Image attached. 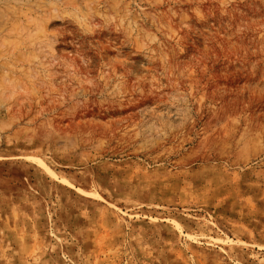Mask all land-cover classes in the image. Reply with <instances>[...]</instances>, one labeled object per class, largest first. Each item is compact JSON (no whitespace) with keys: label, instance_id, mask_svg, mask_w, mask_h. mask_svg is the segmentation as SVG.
Wrapping results in <instances>:
<instances>
[{"label":"rangeland","instance_id":"374dc122","mask_svg":"<svg viewBox=\"0 0 264 264\" xmlns=\"http://www.w3.org/2000/svg\"><path fill=\"white\" fill-rule=\"evenodd\" d=\"M0 264H264V0H0Z\"/></svg>","mask_w":264,"mask_h":264}]
</instances>
